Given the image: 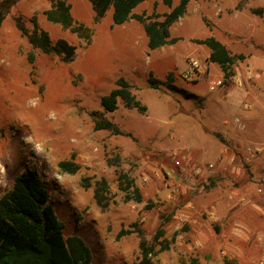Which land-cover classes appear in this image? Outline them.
I'll use <instances>...</instances> for the list:
<instances>
[{
  "label": "rangeland",
  "instance_id": "rangeland-1",
  "mask_svg": "<svg viewBox=\"0 0 264 264\" xmlns=\"http://www.w3.org/2000/svg\"><path fill=\"white\" fill-rule=\"evenodd\" d=\"M57 1L0 0V197L17 175L37 171L65 238L83 239L92 264L133 263L139 236L153 243L160 229V239L171 244L155 264H264V222L255 210L264 206V0H192L170 29L177 42L155 51L144 24L116 26L112 9L96 21L88 0H67L72 27L49 22L45 12ZM170 10L164 0H147L135 13L163 19ZM76 27L88 29L87 36ZM42 32L52 52L30 41ZM209 37L246 57L229 80L208 61L211 50L195 42ZM59 40L77 48L72 58L58 53ZM191 60L201 74L186 78ZM150 74L157 88L149 85ZM121 78L147 107L144 114L122 102L115 112L102 107ZM235 89L246 98L232 114L225 100ZM103 121L125 135L97 130ZM225 133L249 144L233 148ZM63 161L76 163L77 172H62ZM238 165L240 177L233 172ZM121 173L134 179L142 202L119 189ZM217 202L225 212L206 208ZM122 229L142 233L117 238Z\"/></svg>",
  "mask_w": 264,
  "mask_h": 264
},
{
  "label": "trees",
  "instance_id": "trees-1",
  "mask_svg": "<svg viewBox=\"0 0 264 264\" xmlns=\"http://www.w3.org/2000/svg\"><path fill=\"white\" fill-rule=\"evenodd\" d=\"M88 1L92 5L96 21L101 20L112 9L113 24L116 26L124 25L131 20L144 24L148 48L150 51H155L177 42V39L171 37L170 29L184 16L192 0H180L176 6H173L172 0H164L171 10L164 14L163 19H160V15L157 14L146 18L145 14L135 13L137 7L147 0ZM70 10L71 6L67 0H58L50 10L45 12V15L49 22L70 28L73 24ZM253 13L256 14L258 11L254 10ZM3 20L4 15L0 5V29ZM19 28L23 31L21 25ZM87 30L84 27L73 29L74 32L80 33L82 36H87L83 34ZM30 41L34 45L44 46L46 51L52 52L49 47L48 34L45 32H42L39 37H32ZM195 42L205 45L211 50L208 61L221 68L225 80L234 77L233 67L238 61L246 59L243 54L232 55L228 48L214 37L195 40ZM55 48L58 53H64L69 58H72L77 50L66 40H59ZM148 83L152 88H157L152 75L149 77ZM120 102L129 109H136L141 114L147 111V107L133 94L131 84L124 78L117 80L116 88L101 99V105L107 112H115ZM96 129L125 135L109 121L97 123ZM216 136L223 139L219 134ZM59 168L62 172L75 174L78 165L73 161H63L59 163ZM118 181L119 189L125 194L127 200L135 199L138 203L142 202L141 190L133 178L127 173H121ZM97 185L95 198L101 202L106 182L102 181ZM49 201L50 192L37 171L28 170L14 178L12 188L0 197V264H92L91 251L83 239L78 236L65 238V225L58 218ZM134 232L142 233L140 229L135 231L122 229L117 238ZM163 237L162 229L158 230L154 236L153 243H149L143 236H139V256L132 264H153V259L158 253L170 248L171 242L161 240L160 238ZM174 241L175 236L172 238V242ZM156 245L160 246L158 251L155 250Z\"/></svg>",
  "mask_w": 264,
  "mask_h": 264
},
{
  "label": "crops",
  "instance_id": "crops-1",
  "mask_svg": "<svg viewBox=\"0 0 264 264\" xmlns=\"http://www.w3.org/2000/svg\"><path fill=\"white\" fill-rule=\"evenodd\" d=\"M226 97H227V99L225 101L227 102L228 109L232 112V114H237L240 111H242L244 99L246 98V94H244L243 92H240V91L235 89L232 93L231 92L228 93V95H226ZM224 137H227V139H229V141L231 142L230 144H232L233 148H236V147L243 148L244 146L249 144V142H247L245 137H243L242 135H238V134L237 135H233V134L225 133ZM258 169H259V167H255V172H257ZM234 171L236 173H238L237 177H240V173H242L241 166H239V165L236 166L233 169V172ZM261 204H263V203H261ZM261 204L257 206L254 203V205H251V207L253 209V207L257 206L256 207L257 209L255 208V210L257 212L256 214L259 216V220L264 222V206H261ZM259 206H261V207H259ZM225 207H226V204L224 202H217L214 205L213 204H211V205H207L206 204V208H209L208 209L209 211H217L218 210L220 213L225 212V209H224ZM229 208H232V206H228V210H226L227 212H230L232 210V209H229ZM180 212L181 213H188V212H186V210H181ZM138 243H139V241H138ZM113 253H114V255L116 257H119V258L127 256V253L126 254H124V253L120 254V252H113ZM130 256H131V259H133V260L136 259L139 256V249L136 250V252L134 251L133 254L130 255ZM158 257H159L160 260H162L163 254L160 253L158 255ZM153 264H155L154 259H153ZM160 264H163V263L161 262Z\"/></svg>",
  "mask_w": 264,
  "mask_h": 264
},
{
  "label": "built area",
  "instance_id": "built-area-1",
  "mask_svg": "<svg viewBox=\"0 0 264 264\" xmlns=\"http://www.w3.org/2000/svg\"><path fill=\"white\" fill-rule=\"evenodd\" d=\"M189 65H190V71L186 72L184 75L186 78H189L192 76H197L198 74H201V72L199 70V64L197 61L191 60ZM234 123L237 125V128L240 129L241 131H244L246 129V125L243 122H241V120L239 118H235ZM193 169L195 170V173L198 175L203 173L202 168H193ZM211 169H212V166H209V168H206L204 171L209 172V171H211Z\"/></svg>",
  "mask_w": 264,
  "mask_h": 264
}]
</instances>
